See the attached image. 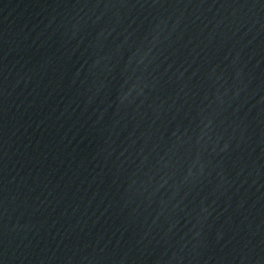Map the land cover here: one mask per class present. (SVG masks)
Wrapping results in <instances>:
<instances>
[{
	"label": "water",
	"instance_id": "95a60500",
	"mask_svg": "<svg viewBox=\"0 0 264 264\" xmlns=\"http://www.w3.org/2000/svg\"><path fill=\"white\" fill-rule=\"evenodd\" d=\"M0 264H264V0H0Z\"/></svg>",
	"mask_w": 264,
	"mask_h": 264
}]
</instances>
